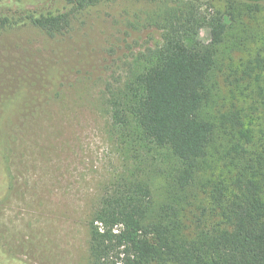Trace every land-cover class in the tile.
<instances>
[{
  "label": "trees",
  "instance_id": "16d2710c",
  "mask_svg": "<svg viewBox=\"0 0 264 264\" xmlns=\"http://www.w3.org/2000/svg\"><path fill=\"white\" fill-rule=\"evenodd\" d=\"M114 1L0 0V33L31 26L55 43L41 61H23L11 77L17 86L0 93V205L13 185L11 133L34 112H50L71 76L70 63L49 54L74 35L75 15ZM150 1L159 41L134 59L142 69L122 88L106 80L97 105L110 138L141 134L168 147L176 166L158 205L127 170L102 185L87 222L89 261L264 264V29L251 24L264 0H209L205 9L201 0Z\"/></svg>",
  "mask_w": 264,
  "mask_h": 264
},
{
  "label": "rangeland",
  "instance_id": "374dc122",
  "mask_svg": "<svg viewBox=\"0 0 264 264\" xmlns=\"http://www.w3.org/2000/svg\"><path fill=\"white\" fill-rule=\"evenodd\" d=\"M207 1L201 0L203 9ZM156 6L150 0L102 3L75 15L74 35L56 42L61 49L49 55L61 54L71 76L50 112H34L22 133H11L13 185L0 205V264H22L12 258L26 264H91L88 217L102 185L120 171L147 182L156 205L166 199L167 175L176 166L169 148L141 134L116 132L110 138L109 119L97 105L106 80L118 79L122 88L129 72L142 69L134 59L159 41L160 30L147 21ZM256 16L252 27L264 29V9ZM200 36L209 40L208 29ZM47 43L55 44L31 26L0 33V81L10 85L0 93L17 86L23 61L33 65L48 57Z\"/></svg>",
  "mask_w": 264,
  "mask_h": 264
}]
</instances>
